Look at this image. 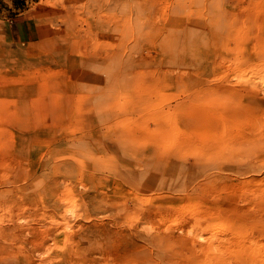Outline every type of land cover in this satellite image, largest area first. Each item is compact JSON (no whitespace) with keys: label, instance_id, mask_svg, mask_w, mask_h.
I'll list each match as a JSON object with an SVG mask.
<instances>
[{"label":"rangeland","instance_id":"374dc122","mask_svg":"<svg viewBox=\"0 0 264 264\" xmlns=\"http://www.w3.org/2000/svg\"><path fill=\"white\" fill-rule=\"evenodd\" d=\"M0 264H264V0H0Z\"/></svg>","mask_w":264,"mask_h":264}]
</instances>
